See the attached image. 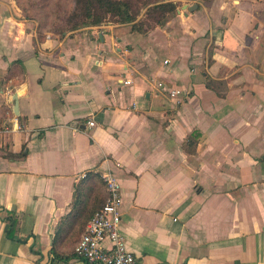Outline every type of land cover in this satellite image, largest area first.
Masks as SVG:
<instances>
[{
  "label": "crops",
  "instance_id": "1",
  "mask_svg": "<svg viewBox=\"0 0 264 264\" xmlns=\"http://www.w3.org/2000/svg\"><path fill=\"white\" fill-rule=\"evenodd\" d=\"M106 171L140 264H264V0L44 39L0 0V264H87L56 234Z\"/></svg>",
  "mask_w": 264,
  "mask_h": 264
},
{
  "label": "trees",
  "instance_id": "2",
  "mask_svg": "<svg viewBox=\"0 0 264 264\" xmlns=\"http://www.w3.org/2000/svg\"><path fill=\"white\" fill-rule=\"evenodd\" d=\"M15 1L18 7L21 10L23 9L24 13L26 8L21 0ZM72 2V7L66 13V18L58 17L61 22L54 27V31L61 36L84 27L97 26L112 21L113 23L131 24L133 31L144 33L163 24L168 15L180 5L176 0H72ZM142 11H144L145 18L139 19L138 16ZM25 16L32 18L28 14H25ZM95 179V182H83L80 188L77 189V193L75 192L77 199H75V204L76 202L79 203L77 210L73 215L69 216V219L61 223L56 236L66 234L67 238L74 239L81 234L80 237L77 236V238L79 237L77 239L79 242L89 220L106 203L108 197V190L105 194L106 185L100 174L97 173ZM3 209L6 211L3 220L8 223L7 238L20 240L17 236L19 223L17 212Z\"/></svg>",
  "mask_w": 264,
  "mask_h": 264
},
{
  "label": "built area",
  "instance_id": "3",
  "mask_svg": "<svg viewBox=\"0 0 264 264\" xmlns=\"http://www.w3.org/2000/svg\"><path fill=\"white\" fill-rule=\"evenodd\" d=\"M179 93V90L172 89L170 96L177 97ZM88 123L95 125L93 119ZM102 180L108 190L106 203L89 220L75 252L87 264H140L121 230V182L111 171L103 173Z\"/></svg>",
  "mask_w": 264,
  "mask_h": 264
},
{
  "label": "rangeland",
  "instance_id": "4",
  "mask_svg": "<svg viewBox=\"0 0 264 264\" xmlns=\"http://www.w3.org/2000/svg\"><path fill=\"white\" fill-rule=\"evenodd\" d=\"M176 1H178L179 4L182 2V0ZM21 2L26 8L24 13L32 18H27L22 11L23 9L21 11L24 15L22 16L32 21L39 39H44L49 35L53 37H62L59 33L54 31V27L57 23L61 22L58 20V17L62 19L66 18V13L70 11L72 7V0H21ZM168 16H170V14ZM138 18H145L144 11H142ZM105 23H113V21ZM76 238L77 237L74 239Z\"/></svg>",
  "mask_w": 264,
  "mask_h": 264
},
{
  "label": "water",
  "instance_id": "5",
  "mask_svg": "<svg viewBox=\"0 0 264 264\" xmlns=\"http://www.w3.org/2000/svg\"><path fill=\"white\" fill-rule=\"evenodd\" d=\"M195 7H197V5H195ZM189 8V10H192V7L190 6V7H188Z\"/></svg>",
  "mask_w": 264,
  "mask_h": 264
}]
</instances>
